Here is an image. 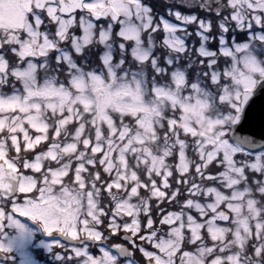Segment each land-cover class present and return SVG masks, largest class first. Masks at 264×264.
Returning a JSON list of instances; mask_svg holds the SVG:
<instances>
[{
	"label": "snow or ice",
	"instance_id": "1",
	"mask_svg": "<svg viewBox=\"0 0 264 264\" xmlns=\"http://www.w3.org/2000/svg\"><path fill=\"white\" fill-rule=\"evenodd\" d=\"M29 247L264 264V0H0V264Z\"/></svg>",
	"mask_w": 264,
	"mask_h": 264
},
{
	"label": "rangeland",
	"instance_id": "2",
	"mask_svg": "<svg viewBox=\"0 0 264 264\" xmlns=\"http://www.w3.org/2000/svg\"><path fill=\"white\" fill-rule=\"evenodd\" d=\"M31 223V222H30ZM33 227H35V225H32ZM27 255H28V259L31 261V264H48L45 259H39L37 257L38 253H44L46 258H48V256H50L46 251H44L42 248L39 247H29L27 250ZM44 257V256H43ZM21 256L18 255L17 256V261L20 262L21 261ZM55 264V263H54Z\"/></svg>",
	"mask_w": 264,
	"mask_h": 264
},
{
	"label": "flooded vegetation",
	"instance_id": "3",
	"mask_svg": "<svg viewBox=\"0 0 264 264\" xmlns=\"http://www.w3.org/2000/svg\"><path fill=\"white\" fill-rule=\"evenodd\" d=\"M43 255L45 256V254L43 253ZM37 257H39L38 255H37ZM50 259H52V257L50 256Z\"/></svg>",
	"mask_w": 264,
	"mask_h": 264
},
{
	"label": "trees",
	"instance_id": "4",
	"mask_svg": "<svg viewBox=\"0 0 264 264\" xmlns=\"http://www.w3.org/2000/svg\"><path fill=\"white\" fill-rule=\"evenodd\" d=\"M51 263V261H49Z\"/></svg>",
	"mask_w": 264,
	"mask_h": 264
}]
</instances>
